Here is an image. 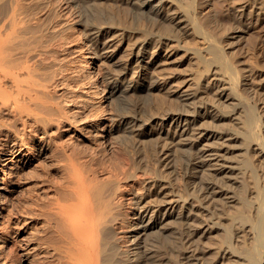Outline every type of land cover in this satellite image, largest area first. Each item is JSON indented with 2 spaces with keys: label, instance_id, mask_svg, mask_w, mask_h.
<instances>
[{
  "label": "rangeland",
  "instance_id": "1",
  "mask_svg": "<svg viewBox=\"0 0 264 264\" xmlns=\"http://www.w3.org/2000/svg\"><path fill=\"white\" fill-rule=\"evenodd\" d=\"M169 1L177 7L188 9L199 31L220 49L224 60L237 75L240 97L247 107L257 113V132L264 140V10L258 14L252 12L249 16L234 18L230 10L232 7L244 6L252 11L253 0ZM66 4L70 6V13L64 15ZM51 7L57 9L55 20L61 22L63 40L70 47L84 50L86 44L92 43L98 47L99 53L106 55L103 64H96L93 70L98 74L99 84L108 78L118 77L121 84L119 88H128L131 77L135 75L131 68L132 55L142 39L160 43L161 65L156 70L150 92L133 93L131 89H120L121 92L110 103L105 101V91L94 90V84L60 81L55 96L65 101L66 116L46 128L39 127L32 143L24 141L20 148L35 153L37 161L33 160L25 168L16 170L11 178L13 183L20 186L16 192L0 190V264H64L62 258L57 260L59 255L55 254L51 261L38 254L37 249L25 255L27 245L31 249L37 243L44 242L49 250L60 244L61 239L54 226L48 229L26 226V232L22 233L19 230L23 224L11 215L25 210L27 189L38 183L42 167L50 172L49 176L52 174L56 180H62L63 175L58 167L65 154L56 152L54 143H68L70 147L67 154L74 157L76 164L78 159L75 157L87 155L98 143L97 122L101 120L107 125L118 127V131L112 137L114 153H105L99 159L103 165L118 160L127 161L133 168V174L130 179L122 182L119 194L122 215L117 217L113 238L101 241L103 251L98 264H183L187 244L181 232L182 222L175 217L180 212L187 214L189 209L186 212V207L189 206H192L193 212L201 213L198 216L192 215V222H200L202 225L215 223L218 227L210 235L199 239L200 248L204 250L201 255L202 264H244L245 260L241 257L251 250L253 240L249 239L246 222L242 220L251 223L255 219L253 192L256 186H264L262 153L256 146H251L246 152L240 147V142H234L230 147L228 156L232 161L239 163L249 159L252 165L251 169L240 175L241 183L231 188V194L236 199H249L251 205L249 203L250 206L245 207L238 204L227 206L220 200L206 203L204 200L199 201L198 192L194 188L195 177L187 175L183 156L176 152L173 158H166L163 153L171 146L168 142L175 115L179 112L189 114L188 111H191L179 102L176 95L184 84L183 89L189 86L187 91H196L197 97L193 100L195 105L216 104L227 116L218 125L208 122V130L230 134L243 131L241 125L233 120L239 116L235 100L222 102L217 96L213 85L218 83L217 79L223 78L217 64L205 63L206 60L209 63L211 55L202 51L205 41L199 33L182 30L169 19L155 16L147 7L139 8L137 0H97L95 5L89 3L85 12L75 0H40L38 11L43 15ZM48 44L49 41L42 40L44 47ZM194 51H201L206 60L199 62ZM79 101L84 102L80 105ZM75 109L78 111L72 112ZM2 116L8 124L19 130V125L10 116L5 112ZM14 136L15 129L0 136V156L6 152L4 149L11 147ZM82 160L83 157L79 161ZM9 163L0 164V176ZM78 171L77 166L73 173ZM99 174L105 176L108 171H99ZM202 206L205 210L201 209ZM141 209L149 210L148 215L155 216L157 223L150 228V235L147 233L138 238L148 253L147 257L134 261L130 258L134 245L130 247L128 240L133 232L131 225L137 221L134 214ZM216 212L221 217L217 218ZM124 214L131 216L129 221L124 219ZM229 245L234 250L233 256L222 252Z\"/></svg>",
  "mask_w": 264,
  "mask_h": 264
},
{
  "label": "bare ground",
  "instance_id": "2",
  "mask_svg": "<svg viewBox=\"0 0 264 264\" xmlns=\"http://www.w3.org/2000/svg\"><path fill=\"white\" fill-rule=\"evenodd\" d=\"M39 1L0 0V136L15 129L11 147L4 149L6 152L0 156L1 165L10 162L0 176V184H3L0 190L10 192H16L20 187L11 179L14 173L16 174V170L25 168L33 160L37 161L35 153L24 151L20 146L25 143L24 141L32 143L37 137L39 127L46 128L52 122L66 116L65 101L55 96L60 81L63 83L71 80L80 85L83 81L94 84V90L105 91V101L110 103L121 91L131 89L133 93L150 92L156 70L161 65L160 43L152 42V39H142L132 55L131 68L135 75L130 79L129 89L119 88L121 84L118 77L108 78L107 81H100L99 84L98 74L93 70L96 64H103L106 55L99 53L98 47L92 43L86 44L84 50L70 47L63 40L61 22L55 20L57 9L51 7L42 15L38 11ZM75 1L85 12L89 3L95 5L97 0ZM137 3L139 8L147 7L155 16L169 19L173 25H177L182 30H194L199 33L205 41L202 51L211 55L209 63L201 51L193 53L199 62L206 60L205 63L208 65L217 64L223 79H217L218 83H214L213 86L222 102L227 99L235 100L239 116L234 117L233 120L237 125H241L243 130L237 134L208 130V122L218 125V122L227 116L220 111L221 108H217L216 104L195 105L193 100L197 97L196 91H187L189 86L183 89L184 84L177 90L176 95L179 102L191 109L188 111L191 114L179 112L175 115L168 142L171 146L166 148L168 153L166 151L163 153L166 158L170 156L173 158L176 152L183 156L187 175L195 177L193 182L199 201L204 200L206 203L220 200L227 206L238 204L245 207L249 203L251 205L249 199L245 197L236 199L231 194V188L241 183L240 175L245 170L251 169L252 165L249 159H243L239 163L234 162L228 154L231 145L240 142V147L246 152L251 146H256L264 157V140L257 132L259 131L257 113L245 105L238 93L236 73L231 70L215 43L199 31L188 9L177 7L169 0H137ZM251 5L252 11L244 6L232 7L230 10L233 17H246L252 12L258 14L264 10V0H253ZM64 9L66 10L64 15L70 13V6L67 4ZM43 39L49 41L45 47L42 45ZM79 102L82 105L84 101ZM77 111L78 109H75L72 112ZM3 112L19 125V130L7 123L2 116ZM97 125L98 143L87 155L75 157L78 159L76 164L74 157L67 154L70 147L68 143H54V150L65 154L58 167L63 175L62 180H56L52 174L49 176L50 172L42 167L38 183L27 189L28 200L24 205L25 210L11 215L13 219L23 224L19 232H26L24 230L26 226L34 225L44 229L54 226L61 239L60 244L52 246L49 250L44 242L37 243L36 247L33 246L31 249L27 245L25 255L37 249L38 254L51 261L56 254L60 256L57 260L60 261L62 258L64 264H98L103 251L101 241L113 238L117 217L122 215L119 204L122 182L132 177L133 168L127 161L120 160L103 165L99 157L105 153H114L112 137L117 133L118 127L107 125L103 120L97 122ZM120 130L124 133L122 127ZM43 150H45L44 146ZM37 153L40 155V152ZM81 157L83 160L79 161ZM77 166L79 171L74 174ZM106 169L108 174L100 176L99 171ZM253 193L254 221L247 223L240 215L242 221L246 222L249 239L253 240L251 250L241 257L245 260L244 264L264 262L262 255L264 186L262 188L256 186ZM188 209L187 214L180 212L175 217L182 222L181 232L187 244L183 254V264H202L201 255L204 254V250L200 248L201 237L210 235L218 227L215 223L202 225L200 222H192V215L198 216L201 213L193 212L192 206L186 207V212ZM201 209L205 210L203 206ZM148 214L149 210L146 209L134 214L137 221L131 225L133 232L128 240L130 247L134 245L130 257L134 261H139L148 254L138 242L140 236L147 233L150 235V228L155 227L157 223L155 216ZM216 217H221L218 212ZM130 218L129 214H124L126 221ZM231 248L229 245L222 249L224 255L233 256L234 250ZM138 253L140 256H137Z\"/></svg>",
  "mask_w": 264,
  "mask_h": 264
}]
</instances>
